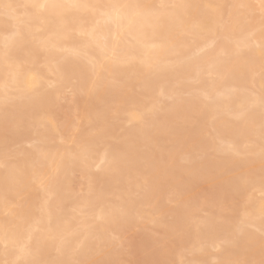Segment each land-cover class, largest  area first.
<instances>
[{
    "label": "bare ground",
    "instance_id": "bare-ground-1",
    "mask_svg": "<svg viewBox=\"0 0 264 264\" xmlns=\"http://www.w3.org/2000/svg\"><path fill=\"white\" fill-rule=\"evenodd\" d=\"M252 1L259 4V10L262 12L263 17L264 7H262V4H264V0H174L172 7L169 9L165 7V5L170 2L169 0H0V7L3 8L4 11L3 14L16 23V25H14L15 29L7 31L4 30L8 24L7 20H0V43L2 42L5 46L4 49L0 51V114H7L8 117L10 116L9 119H11V126L15 129L16 126L22 122L24 119L23 116H26V113L29 110L41 109V113L38 114L40 116L37 119V126H43L49 131V133L42 134V138L52 140L54 138L51 139L50 135L54 134L57 135V140L59 141L58 146L55 143L57 146L55 149H52V146H49L45 150V147L42 148L40 145L32 146L34 149L29 152H24V158L14 163L15 165L9 163L4 171H0V244L2 246L0 247V264H64V260L62 259L49 260L47 252L50 248L56 247V250L58 249V251L64 253V251L68 250L69 242H73V236L75 233H78L76 229V232L71 228L69 230L68 220L64 221L60 219L59 216L55 218L56 216L53 212V209L60 208L65 200L63 192H65V187L67 182H69L66 176L68 171L67 165L71 164L72 166V164H76L77 161H80L84 173L88 175L86 176L87 179L89 177L107 179L114 175V173L119 170L118 168L127 167L124 160H122L123 158H121L123 156H116L118 150L110 151L109 148H107V150L104 149V151L101 152V155L97 156L98 159H95L96 156L94 157L93 155L94 158L90 159L89 157L90 160L85 159L84 156H89V154L95 152V150L93 151V149L90 148V145H92L91 143L93 142L91 138H95V136L100 134V130H96L97 128L93 129L94 133L91 135L92 137L87 135V137H83L81 142H79L84 145L82 148L77 150H71L68 148V136H65V132L69 129V126H71L70 122H67L64 126L59 125L55 119V115L51 111V107L59 103L62 89L66 87L65 85L67 83L69 84L72 79L75 80L76 91L86 93L82 105L83 114L79 117L78 124H74L77 129L85 124L91 125L92 127L95 122L101 119L104 109H99L98 107L100 106L98 105L102 102L105 103V101L109 99L108 97H110V95L108 96V94L110 91L109 86L112 85L111 82L114 84L119 83L120 86L130 88L128 85H131V81L136 79L137 81L144 82L143 85L145 84V86H149L150 88L157 85V78H160V76L165 77L167 75L171 76L172 74H174V76L175 74H180V78H183V80H200L201 86L196 88V90L201 91L202 96L204 97L209 98L210 94L214 92L215 95L218 93L217 95L229 98L228 101L226 100L223 104H221V96V99L218 98L220 101L214 100L212 106L206 108L210 112L209 114L212 112L214 113V111L219 112V110L222 109L223 111H221L223 114L225 111L227 112L226 114L231 116L242 112L244 108H248L247 106L260 107L259 104L261 101L264 102L261 99V95H263L262 93L264 92V81L260 82V80H257L255 74L258 73V70L259 72L260 70H264V29L262 28L264 22L262 23L261 18L254 15L255 11L258 9L255 10L256 6ZM157 5L159 6L157 7ZM226 10L228 11L227 15L233 20V25H228L229 27L224 26V19L228 17L227 15L224 17V13H226L224 11ZM247 20H250L252 23L247 25L244 24L243 22H246ZM79 35L83 37H80L81 39H79ZM187 35H190L191 37L187 38ZM217 37L218 39L223 37L222 40H224L221 44L217 43L218 46L216 45ZM258 46L263 49L260 61H258L256 57V48ZM42 47L46 49V54L44 53L46 61L44 60V67L40 68V65L38 67V64H34L32 59L39 57V49ZM187 47L188 49L186 51ZM21 52L22 54L25 52L24 56L21 55ZM227 53L231 54L233 57L232 59L229 58L231 60L230 63L227 64L225 61L226 64H224L223 61L225 58L223 57H225L224 55ZM174 55L179 56L173 58ZM177 68L178 70H176ZM236 68L240 69L237 75L240 80L246 79L248 73L252 74L251 80L253 81L254 86L258 88V92H255L256 94L254 93L255 96L250 94L251 96H254L252 100L248 99L250 97L246 98L245 96H237L236 98L234 95L235 93H233V90L235 88L230 85L228 81L230 79L229 76ZM48 74H53L55 79L50 82L47 76ZM214 76H218V78ZM167 83L160 84L158 87L160 93L164 96L166 95L165 91H168L165 90V85ZM51 84H53V87L49 89L48 87ZM222 85H224V89H222L221 92ZM166 86L168 88V85ZM130 93H123L122 100H120L118 104L125 102L130 97ZM14 97L15 99L16 97L23 99L26 102L17 104V99L16 102L14 101L15 104L13 102V100H15ZM247 99L252 101L250 105L247 104L250 102L247 101ZM156 104L157 103L150 102L142 109L140 107V109L137 108L126 111V122L133 132H141L140 135L145 133L141 130L142 124L146 121L145 115L151 116L155 114L158 106ZM183 105V103L174 104V106H170V110L182 107ZM105 113L107 114V112ZM113 113L115 114V111ZM255 117L258 120L256 114L251 117L248 116L249 119H247V116L246 119L237 117L234 119L232 126L229 124L227 125L231 126L232 129L236 128L237 131H246V127L249 128V122L254 120ZM166 119L170 120L168 117ZM72 120L70 119L69 121ZM263 120L261 119V122ZM6 123H8V121ZM222 123L224 124V120L218 124L221 125ZM91 131L92 130H90V132ZM240 134L237 135L239 136ZM260 137L262 136L260 135ZM2 138L3 134L0 138V145L2 143L4 144V138ZM262 140L261 144L264 143V140L263 143ZM54 141H56V139ZM223 144L227 146V148H225L227 149L226 151L229 152L231 150L233 155H237L238 151L230 147L236 145L235 137L226 136L223 139ZM257 144L260 143L257 142ZM92 146H94V144ZM119 146V148H121V145ZM258 147V149H250V151H247V153L244 154V157L246 158L247 156H251L249 160H244L245 163L242 161L247 167H254L252 165H254V161L256 160L255 157L257 156L264 160L263 145H258ZM34 153L39 156H34ZM172 153L174 154V152ZM173 154L168 156V168H171L174 163ZM238 155L240 154L238 153ZM130 156V160L133 161L137 158V154L131 153ZM240 159L241 157L237 158L236 156H232L233 163H240ZM99 163L104 164V166H102L103 170L100 171L99 174H91L92 168H98ZM200 166L201 164L194 165L190 169L188 166L189 170H186V173L190 176V174H192L194 170L197 171L196 169ZM239 166L242 165L239 164ZM217 167L220 168V166ZM168 168H166V172ZM161 170L158 169L153 173V177L158 181L157 185H159L161 176L164 173L163 171L161 172ZM118 177L120 178L121 175L119 174ZM41 182L45 183L41 186ZM39 184L40 187H37ZM88 186V188H90L92 182ZM155 187H153L151 193H153ZM22 190H26L24 194L23 192L21 194ZM92 190L91 192H93ZM262 191L264 192V190ZM22 195L26 196L24 200H21ZM43 196H47V198H45L47 203L44 207L42 206L43 208L37 207L35 205L36 200H44L42 199ZM252 196L254 197V195ZM90 197L91 196L89 195L88 198L90 199ZM187 198L188 196H186L185 199ZM249 198H251V196ZM49 200H51V202L48 205ZM91 200L93 201V199ZM122 201H124V199ZM263 201V199L258 198L251 199L248 205L243 206V211L241 210V213L244 219V225L255 227L264 233V230L259 227H264V223L259 220V218L264 215ZM90 204L88 206H90ZM123 205L125 207L123 210L125 211L122 216L130 210L132 204L131 201L127 199L124 201ZM13 206H18V208H14ZM90 207L86 206L88 209ZM74 208L77 207L74 206ZM80 208L82 207L80 206ZM80 208L78 207V209ZM185 208L183 206L180 211L178 210L175 212L174 215L176 216V219H180L183 215L187 216ZM35 210L40 211V215L37 217H34V214L36 213H34ZM81 210H78V212H81ZM103 210L104 211L96 213V218L98 220H103L104 223H96L98 227L95 226L104 235L110 230L109 224L112 222L115 223L118 218L120 219V216L118 213L114 212L113 209L105 211L103 208ZM84 211H86V209ZM5 212H8L7 217L3 216ZM151 212V210H147L144 211L143 214H146V216L152 221H156V218ZM90 215V212H85V220L86 216L90 217ZM98 220H96V222H98ZM212 222L214 221L209 219L208 223H206L207 225L205 224L206 228L204 229L207 230L208 225H212ZM85 226H87V224ZM213 227L215 228V224ZM238 228H240V226ZM63 230L65 231L64 235L60 234ZM245 230L246 229L239 230V233H242L243 235H241L245 239V241L243 240V243L241 242V246L238 243V240L241 239L240 236L237 240H232L233 236L232 238L227 237V240L229 238L232 241H225L226 239H223L227 250L224 253L221 252L222 254L219 253L220 255L217 254V264H233L232 262H234L235 259L233 258L234 256L232 253L234 250H246L243 252L250 253L257 249L254 247L251 248V245L254 246L255 244L264 243V241L261 242V239L257 238L253 232ZM211 232L212 230H210V233ZM86 234H88V232H86L85 235ZM202 234L206 236L204 232ZM213 234L211 233V235ZM81 241L82 244L87 246V243H85L84 240L75 242L78 244L81 243ZM208 241L205 240L202 244L200 242L198 246L195 245V248L192 247V250L197 254L205 255L206 253L207 256V253L210 252L208 247L213 244V242L211 243ZM104 242L106 241L104 240ZM83 253V256L87 255L86 258L89 257L86 253V249ZM104 255L105 254L101 255L99 252L96 259L99 261ZM90 261L94 262V259H91ZM82 264H89V262L84 261Z\"/></svg>",
    "mask_w": 264,
    "mask_h": 264
},
{
    "label": "rangeland",
    "instance_id": "rangeland-1",
    "mask_svg": "<svg viewBox=\"0 0 264 264\" xmlns=\"http://www.w3.org/2000/svg\"><path fill=\"white\" fill-rule=\"evenodd\" d=\"M169 1L170 2H168L167 5H165L167 9L171 8L174 2V0L173 1L169 0ZM252 2H254L253 4L256 6V7L254 6L255 10L258 9L256 10L257 12L255 11L254 15L256 17L257 16L260 17L263 23L264 15L262 17V12L259 10L260 9L259 4L255 1ZM158 6L159 5H157V7ZM227 10L224 11L226 12L224 13V17H226L225 15L228 14ZM3 12H4L3 8L0 7V20H7V23L9 24V25L7 24L8 27L6 26L4 30L10 31L11 29L12 30L15 29L14 25H16V23L12 19L8 18L5 14H3ZM224 20H225L224 21L225 27L226 26L229 27L233 23L232 18L229 16L226 17ZM243 23L247 25L252 22L250 20H247L246 22ZM262 28L264 29V23ZM80 37L82 38L83 36L79 35L78 38L81 39ZM186 37L190 38L191 36L187 35ZM222 39L223 37H220V39H218L217 37V41H216L217 46L219 43L221 44L224 41ZM4 47H5L4 44H2L1 42L0 51L3 50ZM187 49L188 47L186 48V51ZM262 51L263 49L260 46L256 48V53H257L256 57L258 61H260L262 58ZM39 52H40L38 53V55L40 54L39 57H35L32 60L34 64H38L37 65L38 67L40 65V68H43L46 61V57L44 56L46 54V49L42 47L39 49ZM24 53L25 52H23L22 54L21 52V55L24 56ZM178 56L179 55L176 56L174 55L173 58L175 57L177 58ZM224 56H225L223 57L225 58V60L223 61L224 64H226L225 61L227 62V64L230 63L231 61L230 59H232L233 56L229 53L225 54ZM176 70H178V68ZM239 71L240 69L236 68L232 72V74L229 76L230 79L228 83L235 88L233 90L234 91L233 93H235L234 95L236 96V98L237 96L238 97L245 96L246 98L250 97L248 99L252 100L253 97L255 96L254 93L258 92V88L254 86L253 81L251 80L252 74L248 73L246 79H244L246 81H244V80H240V78L237 76ZM257 72L258 73L255 74L257 80H260V82L264 81V70L263 71L260 70V72L258 70ZM47 76L50 82L55 79L53 74H48ZM169 76L170 75H167L165 77L160 76V78H157V85L150 88L149 86H145V84L143 85L144 82L137 81L136 79L131 81L132 82L130 83L131 85H128L130 86V88L125 86L124 87L120 86L119 83L114 84L113 82H111L112 85L109 86L110 91L108 94V96L110 95V97L107 96L109 99L105 101V103L104 102L100 103L98 105L100 107L97 106L101 110L104 109V112L102 113L101 116L102 120L99 119L98 120L99 122L97 121L101 125L95 122L96 124L94 123V126L92 127L91 125L85 124L82 125L81 128L79 129H77V127L75 128L76 125L74 124H78V119L79 117H81V114H83L82 105L86 97V93L76 91V86H75L76 83L74 82L75 81L74 79H72L71 82H69V84L67 83L65 85L66 87L62 89L61 99L58 104L54 105L55 107L54 106L51 107V111L55 115V119L59 125L64 126L65 124H67V122L68 123L70 122L71 126H69V129H67V131L65 132V136H68L67 138L68 148L71 150L72 149L77 150L79 148H82L84 145L79 142H81L83 137L85 136L87 137V135L90 136L93 135L94 133L93 129L97 128L96 130H100V134L98 136H95V138L91 136L92 137L91 139L93 140L91 144L92 145L94 144V146L90 145V148L93 149V151L95 150V152L89 154V156L87 155L84 156L85 159L90 160L95 156H96L95 159L96 158L98 159L97 156H100L101 152H103L104 149L107 150V148H109L110 151L118 150L116 156L118 155V157H121L122 155L123 157L121 158H123L122 160H124L127 167L118 168L119 170L116 171L114 175L109 177L111 179L109 178L102 179L99 177H94V178L89 177L87 179L86 176L88 175L84 173L80 161H77L76 164H72V166L71 164L67 165L68 171L66 176L69 182H67V185L65 187L66 190L65 192H63V197L65 198V200L61 205V207L54 208L53 212L56 216L55 218L59 216V218L64 221L68 220L69 230L70 228L74 229L73 231H75L76 229L78 233H75V235L73 236V242H69L68 250L64 251V253H61L60 251H58V249L56 250V247L50 248L49 251L47 252L49 260L62 259L64 260V264H69V263L82 264L84 261L89 262V264H203V263L217 264L218 260H216V258L218 257V255L224 253L227 250L226 249L227 247H225L226 246L225 241L231 240L229 238L227 240V237L232 238L233 236L232 240L233 239L237 240V238L240 236L241 241L238 240L240 246L242 245L243 240L245 241L244 237L242 236L243 234L241 233L242 234L241 235L239 233L240 229L241 230L246 229L245 231H251L255 234V236H257V238L261 239V242L264 241L263 232H261L255 227H251L243 224L244 219L241 213L243 211V206L248 205L251 199L258 198L264 200V192L262 191L264 190V160L262 158H258L259 156L255 157L256 160L254 161V165H252L254 167L252 168L251 166L247 167L246 164H244L245 163L244 160H249L251 158V156H247L248 159L244 157V154H246L247 151H250V149L251 150L258 149L259 148L258 145L259 146L263 145L262 148L264 149V143H263L264 133H262L264 132V128H263L264 102L261 101L260 103L261 105L259 104L260 107L258 106L259 108L255 106L252 107L247 106L248 108L246 109L244 108L242 112L236 113L231 116L226 114L227 112L225 111L223 114L222 109H220L219 112L218 111H214V113L212 112L213 113L212 115V113L209 114L210 112L206 108L211 107L212 104L214 103V100L218 101L219 100L218 98H220L221 95H217L218 93H216L215 95V93L213 92L212 94H210L209 98L204 97L202 96L201 91L196 90V88H199L201 86L200 80L197 79L189 80V81L183 80V78L182 79L180 78L181 77L180 74L178 75L175 74V76L174 74H172L170 77ZM216 78H218V76ZM164 81L166 83L168 81L169 83L166 84L168 85V88L165 85L166 87L165 90H168L165 91L166 92L165 96L161 94L158 89L160 84L163 83L165 84ZM70 83L73 84L74 86L71 85ZM52 85L53 84H51L48 88L49 89L52 88L53 87ZM176 89H178L179 91ZM222 89H224V85H222L221 92ZM126 92L127 94L131 92L130 97L122 104H118V102L122 100L123 93ZM250 94L254 96H251ZM262 94L263 95H261V99L264 101V92ZM224 97L221 96L222 99L220 98L222 102V103L220 102L221 104L225 103V101L226 100L228 101L229 99L227 97L225 98ZM248 99L247 101L250 102H248L247 104L250 105L252 101ZM16 100H17V104L26 102L25 100L19 99L17 97L15 100H13V102L14 101L16 102ZM150 102L157 103L156 105L158 106L155 114L151 116L145 115L146 121H144V123L142 124V129H141L142 132L145 133H142V135H140L141 132L140 133L138 131L133 132V130L130 129V126L126 122L127 117L125 116L126 115L125 113L127 110L130 109H137V108L140 109V107L142 109ZM177 103H183L184 105L182 107H177L173 110H170L171 109L170 106H174V104ZM40 110L41 109L39 110L32 109L31 111L29 110L26 113L27 115L25 114L26 116H23L25 120L23 119L22 122L19 123L15 129L11 126V119H9L10 116L8 117L7 114L6 115L0 114V133H1L0 136L2 137L3 134V138H4V139L2 138L4 144L2 143L1 144L2 146L0 145L1 148L3 147L2 149L0 148V171H4L9 163L11 165H15L14 163L20 161L22 158L25 157L24 152H29L30 150L34 149L32 147L34 145L35 146L40 145V147L42 146V148L45 147L44 150L49 146H52L51 148L55 149L59 145V141L57 140L58 139L57 135L54 134L50 135L51 139L54 138L52 140H46L45 138H42L41 135L47 132L49 133V131H47L46 128L43 126H39V127L37 126V119L40 116L38 114L41 113ZM112 111L113 112L115 111V114ZM105 112H107V114ZM255 114L257 115L258 120L255 117L254 120L249 122L248 125L250 129L248 127H246L248 129V130L246 129V131L244 130L237 131L236 128L232 129L231 127L232 123L234 122V119H236L237 117L241 119H246L247 116V119H249L248 116L251 117L252 115ZM167 117L170 120H167L166 119ZM260 118L263 120L262 122ZM70 119L73 120L69 121ZM222 120H224V124L222 123L221 126L218 123L221 122ZM3 121L6 122L8 121V123ZM227 124L231 126H228ZM90 130L92 131L90 132ZM237 134L240 135L238 136ZM260 135L262 137H260ZM226 136L235 137L236 145L230 147L236 149L240 155H238V153H237L238 156L236 154L233 155V152L231 150L229 152L226 151L227 149L225 148H227V146L223 144V139ZM55 139L56 141H54ZM261 140L263 144H261ZM257 142L260 144H257ZM55 143L57 146L55 145ZM117 144L121 145V148H119L120 146ZM115 146L118 147L119 149L116 148ZM244 146L246 149L244 148ZM110 147L113 149H111ZM221 150L223 152L225 150L224 154ZM172 152H174V154ZM131 153L137 154L136 160L134 161L130 160ZM172 154L174 155L173 157L174 163L171 168H168V161H167L169 159L168 156ZM34 156H39V155L35 154ZM232 156H236L237 158L241 157L240 163H233ZM199 164H201V166L196 169L197 171L194 170L195 172L193 171V173L190 174V176L186 173L194 165H199ZM239 164L242 166H239ZM216 165L220 166V168L217 167ZM98 166H99L98 168L97 167L92 168L91 174L96 175L103 170L102 169L103 168L102 166H104L103 163L102 164L99 163ZM157 168L159 170L162 169L161 172L162 171L164 172L159 181L160 182L159 185H157L158 181L153 177V173H155L158 170ZM166 168H168L167 172H166ZM119 174L121 175L120 178L118 177ZM91 182H92V186L90 188H92L93 190L88 188L89 187L88 185L91 184ZM44 183L45 182H43L41 186ZM40 184L37 187H40ZM153 187H155V189L153 193H151ZM91 190L93 192H91ZM25 191L26 190H22L21 194L22 192L24 194ZM89 195L91 196L90 199L88 198ZM252 195H254V197ZM47 196H43L42 199L44 200L42 201L36 200L35 205L37 207L43 208L44 205L47 203L45 200ZM186 196H188L187 199H185ZM250 196L251 198H249ZM25 198L26 196L22 195L21 200L22 199L24 200ZM91 199H93V201ZM123 199L124 201L127 199L131 201L132 205L130 207L131 212L129 210L127 211L128 214L126 213L125 215L122 216L123 212L125 211L123 210L125 209L123 205L124 201H122ZM50 202L51 200H49L48 205L50 204ZM78 203H81L82 205ZM89 204L91 207L88 206ZM74 206L77 208H74ZM80 206L82 208H80ZM86 206L90 207L89 208L90 210L86 208ZM183 206L184 208L186 207L185 210L187 211L186 215L188 217L183 215L182 217H180V219L179 218L176 219L175 218L176 216L174 215L175 212H177L178 210L180 211L183 208ZM13 207L18 208V206L16 207L13 206ZM78 207L80 209H78ZM84 208L86 209V211H84L85 210ZM103 208L105 209V211L106 210L109 211L113 209L114 212L119 214L121 219L120 220L118 218L115 221V223L114 222L110 223L109 224L110 230L106 232L104 235L100 230H98V228H96L97 226L96 223H104L103 220H98L96 218V213L99 211H104ZM78 210H81V212H78ZM147 210L152 211L151 213L156 218V221H152L146 216V214H143V212ZM85 212L91 213L90 217L88 216L89 218L86 216V220L84 216ZM34 213L36 214V216L34 214V217L40 215L39 210L38 211L35 210ZM3 216L7 217L8 212H5ZM121 217H125V218H121ZM209 219L211 221L213 220L214 222L211 223L212 225L209 224L210 226L208 225L206 230L204 228H206L207 225L206 223H208ZM96 220H98V222H96ZM259 220L260 222L264 223V215H262L261 218H259ZM86 224L87 226H85ZM214 224L216 229L213 227ZM239 226L240 228H238ZM259 227L260 229L264 230V227L262 226ZM187 229L189 230V232ZM202 229H204L206 232ZM210 230H212L211 232L212 234L214 233L213 235H211ZM64 232L65 231L63 230L62 233L60 232V234L64 235L65 234ZM86 232H88V234L85 235ZM199 232L203 236H201ZM203 232L205 233L206 236L202 234ZM223 239L226 240L224 241ZM80 240H84L85 243H87L88 247L85 244H82V241L81 243L78 244L75 242ZM104 240L106 242H104ZM205 240L206 241L209 240L208 242L211 243L213 242L212 246L210 245L208 247L210 249L209 250L210 252L207 253V256L206 253L205 255L195 253L192 250V247L195 248V245L198 246L200 242L202 244V242H205ZM0 247H2L1 244ZM253 247L257 249L254 252L251 251L250 253L243 252L246 250H240V249L234 250L232 255L234 256L233 258L235 260L232 263L260 264V262L264 260V243L255 244L254 246L251 245V248ZM85 249H86V253L90 258L89 257L86 258L87 255L83 256L84 254L83 251H85ZM99 252L101 253V255L102 254L105 255L102 256V258H100L98 261V259H96V256L99 255ZM90 254L92 257L90 256ZM91 259H94V262L90 261Z\"/></svg>",
    "mask_w": 264,
    "mask_h": 264
},
{
    "label": "snow or ice",
    "instance_id": "snow-or-ice-1",
    "mask_svg": "<svg viewBox=\"0 0 264 264\" xmlns=\"http://www.w3.org/2000/svg\"><path fill=\"white\" fill-rule=\"evenodd\" d=\"M262 7H264V4H262ZM260 264H264V260H262V261L260 262Z\"/></svg>",
    "mask_w": 264,
    "mask_h": 264
}]
</instances>
